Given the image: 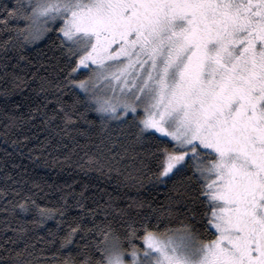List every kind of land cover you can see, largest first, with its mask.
I'll list each match as a JSON object with an SVG mask.
<instances>
[{
	"label": "snow or ice",
	"instance_id": "snow-or-ice-1",
	"mask_svg": "<svg viewBox=\"0 0 264 264\" xmlns=\"http://www.w3.org/2000/svg\"><path fill=\"white\" fill-rule=\"evenodd\" d=\"M44 39L31 77L9 72ZM0 60V95L37 81L49 144L84 138L75 167L166 188L48 207L5 172L0 264H264V0H0Z\"/></svg>",
	"mask_w": 264,
	"mask_h": 264
},
{
	"label": "trees",
	"instance_id": "trees-1",
	"mask_svg": "<svg viewBox=\"0 0 264 264\" xmlns=\"http://www.w3.org/2000/svg\"><path fill=\"white\" fill-rule=\"evenodd\" d=\"M13 2V0H5ZM46 39L39 40L35 44L28 45L24 55L26 60L20 61V66L15 67V60L9 62V72L13 70L16 74L31 77L41 61L45 58V53L49 51ZM32 61V63H29ZM4 63L0 60V65ZM4 75L3 67H0V76ZM11 76L0 79V88L10 85ZM37 81H30L29 86L17 89L12 95L5 97L0 95V183H3L5 172H10L17 179H26L25 187L36 195L37 203L54 207L62 199H67L71 205L84 185H88V191L93 195V199H99L102 189H107L115 195L121 197V202H126L130 197H143L146 199H163L166 188L160 185L153 188L145 184L144 187L128 186L118 184V173H112L111 178L96 171L85 173L80 168L75 167L76 161L83 154L85 140L83 137H76L81 147H76V143L65 137L63 142L59 138L52 139L51 144L48 139L53 135L41 123L42 117L36 115V119H27L34 115L33 109L43 100V94L37 95L33 89L36 88ZM65 101L71 103V93L64 96ZM19 105V107H16ZM56 107L55 102L48 104L49 111ZM90 119L95 120V112L87 113ZM23 118V119H21ZM75 135V133L73 134ZM28 137V139H25ZM61 143L67 147L61 146ZM74 150V151H73ZM71 156V160H65V156ZM16 165V167H13ZM138 167V160L125 157L121 163L122 171H133ZM91 204V201H89ZM75 214L78 209H72ZM32 217L29 216L28 219ZM32 227L35 228L33 225ZM47 227L54 228L55 221L48 220ZM41 237H46L43 230L39 232ZM11 235V233H9ZM35 239L36 233H31ZM4 236L0 233V242ZM43 246V245H41ZM75 255V253H74Z\"/></svg>",
	"mask_w": 264,
	"mask_h": 264
}]
</instances>
